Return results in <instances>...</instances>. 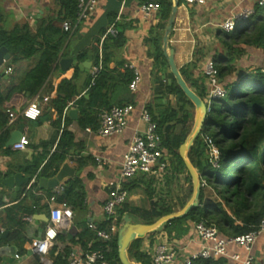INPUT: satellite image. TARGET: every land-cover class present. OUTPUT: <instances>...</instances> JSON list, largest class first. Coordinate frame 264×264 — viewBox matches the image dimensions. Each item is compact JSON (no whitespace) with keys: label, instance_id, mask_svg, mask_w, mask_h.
<instances>
[{"label":"trees","instance_id":"obj_1","mask_svg":"<svg viewBox=\"0 0 264 264\" xmlns=\"http://www.w3.org/2000/svg\"><path fill=\"white\" fill-rule=\"evenodd\" d=\"M56 2L59 6L57 17L39 20L34 32L28 25L16 26L9 32L0 30V48H5L9 55L6 68L20 61L37 57L35 66L26 72L17 84L5 92L0 89L1 154H10V148H5L9 136V132L5 131L8 123L6 111H19L29 105L46 83L53 69L58 67L61 58L74 56L77 63L91 58L94 61V66L98 63L99 39H96L85 50L70 51L68 44L71 37L61 29L62 22L74 21L77 0H56ZM158 2L162 20L165 21L162 25L163 29L171 10V2L170 0H158ZM114 16L112 15L110 21L114 19ZM248 23L251 26L249 33L234 32L233 35H226V37L233 41L238 40L244 45L264 48V6L256 7L255 16ZM103 33L101 32V35ZM161 41V36H155L149 42L151 45L149 56L153 60L155 75L161 74L167 69L161 51ZM124 44L125 39L122 33L117 31L113 37H106L103 41L101 71L93 81L89 77L84 83L85 95L88 98L80 96L73 102L78 111L76 124L80 129L89 128L92 131H97L100 126V115L103 112L108 111L112 106H124L132 103L125 97L130 92L128 84L132 79L131 72L123 69L122 73H117L115 70L109 69L108 66L114 56L113 52L122 48ZM211 59L215 62L219 79H223L234 71L232 67L223 65L224 58L219 55ZM179 73L192 94L204 102L206 86L193 79L186 67L181 68ZM77 76L78 67H75L72 78L70 80L63 79L56 86V98L52 104L59 119L63 117L65 122L54 153L48 158H46V154L35 157L26 165L18 168V172L27 177L28 183L31 179H35V183L28 190L25 189L28 183L23 185L19 192L22 199L16 206L7 210V212L18 214L16 219L10 222L11 226L15 228L5 240L6 242H20L22 246L16 252L18 256L25 254L23 246L28 243V240L24 239L21 234V230L24 228L21 219L30 217L38 211L25 205L26 200L33 199V191L38 180L54 177L66 160L71 161L78 173L84 165L82 159L73 160L72 156H68V150L74 146V136L67 130L71 120L66 113L68 103L79 96L74 84ZM4 77L5 74L2 72L0 80ZM237 79L236 93L228 91L221 84L226 90V97L215 101L216 105L211 104L208 107L209 111L206 112L201 131L188 149L187 159L197 172L201 184L198 207L191 210L186 216L174 219L164 226L162 231L167 236V240L182 238L190 230L189 223L197 224L199 222L216 227L222 237L231 238L247 234L257 228L264 215V73L257 71L253 74H239ZM165 96H172L174 104L170 105L169 102H166L158 111L154 110L153 106L146 105L145 111L155 125V132L160 138L163 155L168 158L166 162L164 161L166 169L172 164H176L172 171L177 174L186 173V181L190 184V192H192L191 179L179 156V150L193 129L195 106L183 94L172 75H170L165 92L158 99H163ZM38 119L34 122H37ZM205 137L211 139L218 151L216 165L212 163ZM146 176L140 175L138 182L144 186L146 196L152 198L149 210L132 208L127 201L124 202L115 209L118 228L126 215L134 223L151 225L160 218L177 211L172 206L163 203L164 201L160 198L153 200L157 195L154 186L157 181L153 178H146ZM203 181L205 185H202ZM136 183L135 180L131 183H124L123 189L129 193L137 185ZM84 198V185L78 174L65 183L57 196V202L65 203L73 213L83 208ZM179 203V209L182 210L185 203L184 201ZM47 210L48 206L46 205L40 209V212L46 213ZM137 214L141 216L140 222L134 221ZM108 224L109 222H103L97 225V228L106 229ZM154 234L151 233L148 236ZM141 241L142 239H137L131 243L127 250L128 259L134 264H152L150 255L141 250ZM75 245H79L83 252L96 251L106 245L110 249L105 257L106 263L120 264L117 255V234L112 237L110 242L104 243L98 240L94 232L88 228L79 229L74 236L60 231L48 250V256L53 260L52 264H66L68 255L73 251L72 246ZM35 264H40L38 259ZM194 264H225V261L222 258L203 262L198 260Z\"/></svg>","mask_w":264,"mask_h":264},{"label":"crops","instance_id":"obj_2","mask_svg":"<svg viewBox=\"0 0 264 264\" xmlns=\"http://www.w3.org/2000/svg\"><path fill=\"white\" fill-rule=\"evenodd\" d=\"M257 1L207 0L202 6H186L179 0L168 44V48L174 51V62L178 70L186 67L190 71L192 78L205 86V79L202 74L203 64L207 59L219 55L224 58L223 65L232 67L234 70L223 79H219L220 83L226 88L233 84L237 85V75L239 74H253L264 70V48L244 45L238 40L233 41L231 38L226 37L230 33L227 34L221 30L224 22L234 18L235 15L243 10H252L253 15L250 19L254 17ZM170 2L172 5L173 1L170 0ZM141 3L142 0H99L95 12L80 25L77 33L74 35L75 37L70 38V41L71 39L75 40V44H73L70 51L78 50V52L89 48L96 39H99V57L101 56L102 43L106 39L102 41V36L113 24L116 31L122 33L125 44L122 48L113 52L114 56L108 65L109 69L122 73L124 65L133 64L137 67L142 80L135 93L129 92L125 96L128 101H132L130 105L134 107V110L128 117L127 129L120 136L103 138L99 136L98 130L92 131L89 128L80 129L76 121L71 120L67 115L71 120L67 130L74 136V146L68 150V156H72L73 160L82 159L84 163L83 168L78 173L71 161L66 160L63 164H68L74 171L72 178L64 180L60 186L53 190H40L37 192L36 186L33 191V199L26 200L25 205L31 206L34 210L38 211L30 217L21 219L24 225L21 234L24 239L28 240V243L23 246L25 254L19 256L16 252L22 246L20 242H6L5 240L13 232V228H15L11 226L10 222L15 220L18 215L7 212V210L16 206L22 199V196L20 197L19 193L14 195L15 186L11 189L5 186L3 181L16 174H21L23 178H27L24 174L18 172L20 166L26 165L35 157L46 154V158H48L49 155L54 153L65 122L63 117L59 119L52 104V101L56 98V86L63 79L70 80L74 74L75 67H78V76L74 84L77 87L79 96L68 103V111L66 113L76 111L78 118V111L75 109L73 102L80 96H86L84 83L90 77L94 61L90 58L89 60L77 63L74 56L61 58L60 60L72 58L74 63L71 68L63 72L58 62V67L53 69L50 77L37 96L30 102L35 103L39 107L41 115L38 121L34 122L18 118L11 126H7L5 131L9 132V141L11 133L18 130L22 125L21 137L25 138L26 143L25 149L22 151H14L6 143L5 148H10V154L4 155L0 153V249H7L6 253L0 254V264H35L37 259L40 264L53 263L48 253L46 256L40 257L31 252L35 241L43 237L48 224V221L37 220L34 217L44 216L48 219L49 198L56 191L60 193L65 183L78 174L85 190L83 208L73 212V217L69 222L70 228L61 231L74 236L78 233L79 229L88 228V224L90 223L97 226L105 222L106 217L103 214L102 206L108 195L107 185L109 182L117 180L122 158L127 152L134 135L142 134L144 131L145 124L141 121L140 117L142 110L145 109L146 105H151L154 110L158 111L166 102H169L170 105L174 104L172 96L158 99L165 92L171 73L167 67L163 73L155 75L153 60L149 56L151 50L149 42L155 36H161L162 38V25L164 22L160 11L144 18L139 12ZM58 12L59 6L56 0H0V30L9 32L16 26L28 25L30 30L34 32L39 20L57 17ZM112 15L115 16L110 21ZM249 20L238 30L249 33L251 27L248 23ZM101 32L104 33L101 35ZM36 63L37 57H33L11 65L12 73L5 75L0 80V89L5 92L17 84L24 74L32 69ZM83 63H88V65L82 66ZM5 68L6 64L4 65L3 72ZM45 98L47 99L46 102H44ZM19 111L14 112L18 113ZM167 160L168 158L163 155L162 161L166 162ZM175 167L176 164H172L165 169L164 173L160 175H148L146 178H153V180L157 181L154 185L157 195L154 196L153 200L160 198V200L164 201L163 203L176 209L175 213H177L181 211L179 209V202L184 201L186 206L190 202L192 195L190 197V184L186 181V173L180 172L177 174L173 172L172 168ZM138 177L140 175L125 182L131 183L134 180L135 183L137 182V185L127 193V203L132 208L147 211L149 210L152 198L146 196L144 186L139 184ZM191 194H193V187ZM46 205L48 206L47 212H40V209ZM27 218H31V220H26ZM189 225L190 230L188 233L176 240H167V236L162 230L155 232L153 236H148L147 234L142 238L141 250L150 254L157 245L165 243L176 252V257L169 264H183L186 257L199 251L202 247L201 241L194 234L193 223H189ZM89 246L88 244V248ZM72 249L79 253L83 252L79 245L72 246ZM228 252L231 254L238 253L241 256L245 255L243 250L233 246L228 248ZM251 255L254 258V264H264V234H261L256 239L251 248ZM15 256H18V258ZM222 259L225 261V264H236L230 259ZM199 261L203 262L205 260Z\"/></svg>","mask_w":264,"mask_h":264},{"label":"built area","instance_id":"obj_3","mask_svg":"<svg viewBox=\"0 0 264 264\" xmlns=\"http://www.w3.org/2000/svg\"><path fill=\"white\" fill-rule=\"evenodd\" d=\"M98 1L99 0H77L75 19L73 22H62V31L67 33L69 37H73L77 33L80 25L88 20L95 12ZM181 1L186 6H202L207 2V0ZM257 6H264V0H258ZM159 11L160 4L158 0H142L139 7V12L144 18ZM252 15V10H243L235 15L234 18L224 22L221 26V30L227 34L237 32ZM115 34L116 30L112 24L102 36V41L106 37H113ZM101 61L102 57L99 56L97 65L91 69L90 77L92 81L101 71ZM5 64L6 62H4V65ZM123 69H127L131 72L132 79L128 84V90L131 93H135L141 83V75L137 67L133 64L124 65ZM3 73L5 75H10L12 70L10 67H7ZM261 73H264V70H262ZM202 74L207 88L205 101L215 102L224 99L227 93L220 83L218 70L212 59H207L204 62ZM46 101L47 99L45 98L44 102ZM205 107L206 112L209 111L208 106L205 105ZM133 110L134 107L128 104L124 106H112L108 111L103 112L99 119V136L108 138L122 135L127 129L128 117ZM6 114L8 116L7 126H11L18 118L36 121L40 117L41 112L35 103H30L18 113L7 110ZM140 117L141 121L145 124L144 131L142 134L134 135L127 152L122 158L117 180L111 181L107 185L108 195L102 206V211L106 217L105 222H109V224L106 229H98L96 225L92 223L88 224V229L93 231L96 238L104 243L110 242L112 237L117 234L118 223L115 209L126 202L128 198L127 192L123 189V184L137 175H160L164 173L166 169V165L162 161L163 152L160 148V138L155 132V125L145 109L142 110ZM204 139L209 148L212 163L216 165L218 151L210 138L205 137ZM25 143V138L21 137L11 148L14 151H22L25 149ZM34 183L35 179L30 180L25 189L28 190ZM202 185H205L204 181ZM58 194V191H56V193L49 198L47 227L43 237L37 239L31 248V252L40 257L46 256L49 248L53 245L61 230H68L70 228L69 222L73 217V213L65 203L57 202ZM26 220H31V218H27ZM193 228L195 236L202 243V247L199 251L186 257L183 264H193L198 260H217L219 258L230 259L236 264H254L251 248L258 236L264 234V215L254 231L231 238L222 237L216 227L206 225L203 222L193 224ZM231 246L243 250L245 255L241 256L238 253H229L228 248ZM109 250V247L106 245L92 252L86 251L79 253L75 250L68 255L66 264H107L105 257ZM175 254L176 252L164 243L157 245L149 255L152 264H169L176 257ZM15 257L18 258V256Z\"/></svg>","mask_w":264,"mask_h":264},{"label":"water","instance_id":"obj_4","mask_svg":"<svg viewBox=\"0 0 264 264\" xmlns=\"http://www.w3.org/2000/svg\"><path fill=\"white\" fill-rule=\"evenodd\" d=\"M173 4L171 5V10L168 16V19L165 23L163 28L162 34V41H161V51L166 61L167 67L175 80L176 84L182 90L183 94L189 99L195 106V121L194 127L191 131V134L185 141V143L180 147L179 156L182 159L186 170L191 178L192 187H193V194L190 202L179 212L173 213L167 216L160 218L154 224L146 225V224H136L132 221L129 216H124L121 225L117 230V255L120 264H134L129 261L127 256V250L131 243H133L137 239L144 238L147 234L155 233L161 231L164 226L178 218H182L186 216L191 210L198 207V197L200 193V180L199 176L197 175L194 168L188 162L186 155L188 152L189 147L192 145L194 139L199 135L203 122L206 116V107L203 102L198 100L192 92L188 89L187 85L183 81L180 76L179 70L174 62V51L168 48L169 44V36L172 31V27L174 24V19L176 15L177 6L179 4V0H172ZM9 60V55L6 52L5 48H0V74L3 72L4 62ZM74 60L72 58L62 59L59 61V67L63 72L68 71ZM88 63H83L82 66H86ZM80 68V66H79ZM88 96L86 95L85 98ZM68 117L76 121L77 120V112L76 111H69ZM23 126L21 125L18 130L11 133L10 139L7 142L8 146H12L22 136ZM74 171L68 166V164H63L62 167L57 172L56 176L50 179L40 178L37 183L36 191L40 190H53L56 187L60 186L64 180L72 178ZM28 183L27 178H23L21 174H16L15 176L8 177L3 181V184L11 189L14 188V195L20 192L22 186ZM35 219L39 220L42 219L43 221L47 222L48 219L44 216H35ZM74 230V228H73ZM14 251V250H13ZM7 252L6 248L0 249V254H4Z\"/></svg>","mask_w":264,"mask_h":264},{"label":"rangeland","instance_id":"obj_5","mask_svg":"<svg viewBox=\"0 0 264 264\" xmlns=\"http://www.w3.org/2000/svg\"><path fill=\"white\" fill-rule=\"evenodd\" d=\"M165 22V21H164ZM238 33H243V32H241V31H239ZM234 34V32H232V33H230L229 35L231 36V35H233ZM73 44H75V40H72L71 39V41L69 42V44H68V49H71L72 48V46H73ZM228 89V91H231V92H235L236 93V89H237V85L236 84H233L232 86H230V87H228L227 88ZM206 106H208V107H210L211 106V104L212 105H216V103H214V102H209V101H204L203 102ZM192 192H190V197H191V194ZM140 220H141V216L139 215V214H137L135 217H134V221H136V222H140Z\"/></svg>","mask_w":264,"mask_h":264}]
</instances>
